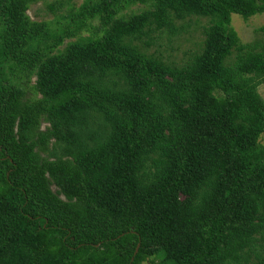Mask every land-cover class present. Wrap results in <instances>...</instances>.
Listing matches in <instances>:
<instances>
[{
	"label": "trees",
	"instance_id": "obj_1",
	"mask_svg": "<svg viewBox=\"0 0 264 264\" xmlns=\"http://www.w3.org/2000/svg\"><path fill=\"white\" fill-rule=\"evenodd\" d=\"M31 2L0 0V264H264V45L231 26L264 0H86L57 32ZM192 17L187 63L148 54Z\"/></svg>",
	"mask_w": 264,
	"mask_h": 264
},
{
	"label": "rangeland",
	"instance_id": "obj_2",
	"mask_svg": "<svg viewBox=\"0 0 264 264\" xmlns=\"http://www.w3.org/2000/svg\"><path fill=\"white\" fill-rule=\"evenodd\" d=\"M86 0H32L29 16L33 21L47 22L53 31H59L69 22L66 17L77 10ZM214 23L211 18L192 17L185 21H178L179 34L171 36L168 33L157 34L156 43L147 50L148 54L160 57L168 64L184 65L203 47L204 28ZM232 28L237 32L243 44L258 43L264 45V32L258 31L264 26V14L255 15L249 19L232 15ZM68 41H66L67 43ZM139 44V43H138ZM63 49V48H62ZM237 52H234L228 63H233ZM13 70L7 68L5 73L12 80L20 81L19 75H12ZM36 78H33L32 84ZM258 92L264 100V84L258 88ZM30 98L33 96L30 94ZM40 97V96H39ZM47 124H43L45 129ZM264 141V138H262Z\"/></svg>",
	"mask_w": 264,
	"mask_h": 264
},
{
	"label": "water",
	"instance_id": "obj_3",
	"mask_svg": "<svg viewBox=\"0 0 264 264\" xmlns=\"http://www.w3.org/2000/svg\"><path fill=\"white\" fill-rule=\"evenodd\" d=\"M139 248H140V244L137 246V249H136L135 255L138 253ZM133 261H134V258L132 259V262H133Z\"/></svg>",
	"mask_w": 264,
	"mask_h": 264
}]
</instances>
